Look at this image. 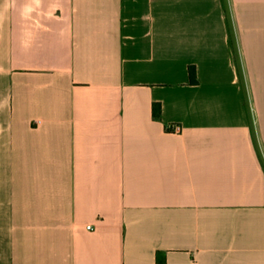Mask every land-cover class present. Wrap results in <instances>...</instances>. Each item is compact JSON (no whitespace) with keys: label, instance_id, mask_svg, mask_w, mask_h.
Instances as JSON below:
<instances>
[{"label":"crops","instance_id":"obj_1","mask_svg":"<svg viewBox=\"0 0 264 264\" xmlns=\"http://www.w3.org/2000/svg\"><path fill=\"white\" fill-rule=\"evenodd\" d=\"M0 264H264V0H0Z\"/></svg>","mask_w":264,"mask_h":264},{"label":"built area","instance_id":"obj_2","mask_svg":"<svg viewBox=\"0 0 264 264\" xmlns=\"http://www.w3.org/2000/svg\"><path fill=\"white\" fill-rule=\"evenodd\" d=\"M168 129L171 130V131H174V132H180V131H181V127H180V125H177V124H172V125H170V127H168ZM87 228H88L89 230L92 229L91 226H88Z\"/></svg>","mask_w":264,"mask_h":264},{"label":"trees","instance_id":"obj_3","mask_svg":"<svg viewBox=\"0 0 264 264\" xmlns=\"http://www.w3.org/2000/svg\"><path fill=\"white\" fill-rule=\"evenodd\" d=\"M192 78H193V75H192Z\"/></svg>","mask_w":264,"mask_h":264}]
</instances>
